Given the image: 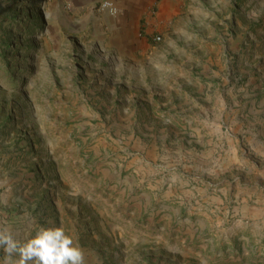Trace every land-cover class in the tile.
Wrapping results in <instances>:
<instances>
[{"label": "rangeland", "instance_id": "obj_1", "mask_svg": "<svg viewBox=\"0 0 264 264\" xmlns=\"http://www.w3.org/2000/svg\"><path fill=\"white\" fill-rule=\"evenodd\" d=\"M179 4L143 15L144 54L119 51L120 9L0 0V229L63 227L84 264H264V0ZM115 50L149 64L143 100L100 88ZM208 98L217 131L176 124ZM139 103L162 126L124 128Z\"/></svg>", "mask_w": 264, "mask_h": 264}, {"label": "crops", "instance_id": "obj_2", "mask_svg": "<svg viewBox=\"0 0 264 264\" xmlns=\"http://www.w3.org/2000/svg\"><path fill=\"white\" fill-rule=\"evenodd\" d=\"M85 7L90 6V9L97 7L100 2L104 0H80ZM119 9L123 12L121 18L116 20L119 25L115 33L119 34L121 48L119 51L122 53L123 49L130 50L134 48V38L136 42V49H143L145 54L148 50L156 49L152 47L148 41L152 42L146 37H142L140 33L141 20H143V15L149 13L152 10V6L157 3L158 15L163 20H168L172 14H175L179 9L180 0H115ZM145 24V23H144ZM142 24V25H144ZM133 43V44H132ZM154 43V42H153ZM118 50V49H117ZM119 53V54H121ZM116 50L113 51V56H118L115 60V65L111 67V72H107L104 77L99 80V86L102 89L104 85H113L114 89H117L118 85H124L127 83L130 85L129 97L131 100H143L144 90L142 86L147 85V80L152 79L154 73H151L149 64L144 60L138 59L132 63L125 60V58L119 55ZM143 54V55H144ZM207 103H202V101ZM201 101V102H200ZM212 99H196L195 104H193L189 111H197L190 116L187 113L188 110H182L179 116L182 118L190 117L189 120H185V124L182 125L180 122L176 121V124L182 127V129L195 130L198 132H214L221 127L223 120L219 119L215 111H211ZM140 109L134 108L127 112L126 115L121 119V124L124 128L131 129L135 128L138 132H143L145 130H155L156 124L159 122H153L151 120V114L153 113L151 108L144 103H139ZM159 108V106H158ZM158 115H162L157 113ZM223 115V114H222ZM122 117V116H121ZM229 120V119H228ZM184 121V120H183ZM168 124L160 129L161 132H170L169 126L172 120H168ZM165 123V122H163ZM121 125V126H122ZM162 126V124H160ZM158 129H156L157 131ZM141 151H145V148H140Z\"/></svg>", "mask_w": 264, "mask_h": 264}, {"label": "clouds", "instance_id": "obj_3", "mask_svg": "<svg viewBox=\"0 0 264 264\" xmlns=\"http://www.w3.org/2000/svg\"><path fill=\"white\" fill-rule=\"evenodd\" d=\"M0 248L5 253L4 264H84V253L63 227L41 228L36 235L21 244L7 228L0 229Z\"/></svg>", "mask_w": 264, "mask_h": 264}, {"label": "built area", "instance_id": "obj_4", "mask_svg": "<svg viewBox=\"0 0 264 264\" xmlns=\"http://www.w3.org/2000/svg\"><path fill=\"white\" fill-rule=\"evenodd\" d=\"M98 9L102 12H108L110 15L117 16L119 14V7L114 0H104L98 5ZM147 25V26H146ZM146 28L141 33L142 36H146L149 40L156 44H160L163 41L162 35L155 33L152 24H146Z\"/></svg>", "mask_w": 264, "mask_h": 264}]
</instances>
